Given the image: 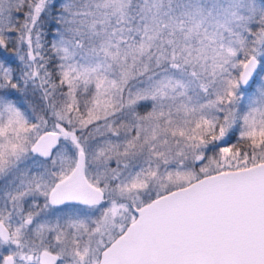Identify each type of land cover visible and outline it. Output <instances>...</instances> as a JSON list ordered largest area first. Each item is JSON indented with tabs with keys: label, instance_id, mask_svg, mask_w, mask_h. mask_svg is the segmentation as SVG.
<instances>
[{
	"label": "snow or ice",
	"instance_id": "6c2138e0",
	"mask_svg": "<svg viewBox=\"0 0 264 264\" xmlns=\"http://www.w3.org/2000/svg\"><path fill=\"white\" fill-rule=\"evenodd\" d=\"M0 264H264V0H0Z\"/></svg>",
	"mask_w": 264,
	"mask_h": 264
}]
</instances>
